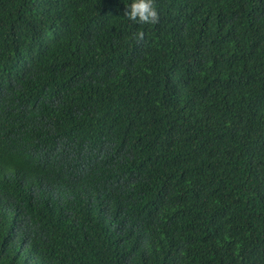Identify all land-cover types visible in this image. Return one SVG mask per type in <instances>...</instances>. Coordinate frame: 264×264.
I'll use <instances>...</instances> for the list:
<instances>
[{"label":"trees","instance_id":"16d2710c","mask_svg":"<svg viewBox=\"0 0 264 264\" xmlns=\"http://www.w3.org/2000/svg\"><path fill=\"white\" fill-rule=\"evenodd\" d=\"M131 2L0 0V264H264V0Z\"/></svg>","mask_w":264,"mask_h":264},{"label":"clouds","instance_id":"9594fccd","mask_svg":"<svg viewBox=\"0 0 264 264\" xmlns=\"http://www.w3.org/2000/svg\"><path fill=\"white\" fill-rule=\"evenodd\" d=\"M123 16L130 21L141 24H156L159 22V13L155 0H132L125 9ZM144 35V32L140 31L134 34V38L140 41L144 39Z\"/></svg>","mask_w":264,"mask_h":264}]
</instances>
